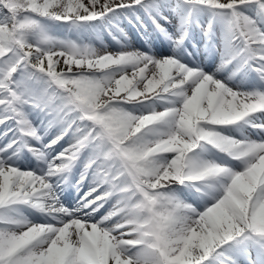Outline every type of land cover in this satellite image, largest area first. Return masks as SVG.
Here are the masks:
<instances>
[{"label":"snow or ice","instance_id":"obj_1","mask_svg":"<svg viewBox=\"0 0 264 264\" xmlns=\"http://www.w3.org/2000/svg\"><path fill=\"white\" fill-rule=\"evenodd\" d=\"M137 6L163 31L160 20L169 19L165 9L182 17L178 34L166 33L177 47L187 38L186 25L197 10L211 9L214 16L227 18L218 71L235 62L264 80V0H89L88 4L83 0H0V125L5 126L0 137L19 133L0 147V264H240L241 255L247 256L249 264H257L248 252L253 244L259 245V264H264V173L260 172L264 111L241 121L256 130L257 138L243 137L245 144L240 148L212 135L230 125L227 118L233 109L264 101V90H235L214 73L176 56L158 58L126 49L98 54L87 45L53 38L43 24L45 19L72 24L111 20ZM203 30L212 40V21ZM100 56L119 61L105 73L115 79L126 76L131 82L125 83L123 96L107 91L111 105L127 103L133 99L130 93L136 94V104L148 102L149 110L133 124L143 116L153 119L138 136L160 135L171 141L169 135L156 133L158 125L170 121L178 127L191 126L204 138L194 136L191 149L179 140L168 151L130 148L132 141L100 110L82 107V78L99 74ZM156 102L163 111L157 110ZM29 108L44 113L48 127H59V134L48 143H43ZM65 137L70 138L67 147L47 159V169L39 173L19 167L12 159L24 149L46 159ZM30 138L42 147L30 144ZM209 145L225 158L209 159L193 168L194 151ZM148 147L154 148L155 142ZM85 154L76 183L83 185L91 175L92 186L75 208H69L60 199V183ZM153 158L163 159L167 171L146 167L145 160ZM226 158L240 161L243 167H233ZM217 174L227 176L228 182L203 210L171 188L179 184L199 191L202 177ZM244 185L250 188L248 195L241 192ZM237 200L243 205L239 215L233 211ZM109 202H114L110 210L97 219ZM22 205L51 218L42 223L30 219L25 225L24 231L39 233L36 239L11 231L26 218ZM129 220L133 222L124 223Z\"/></svg>","mask_w":264,"mask_h":264},{"label":"rangeland","instance_id":"obj_2","mask_svg":"<svg viewBox=\"0 0 264 264\" xmlns=\"http://www.w3.org/2000/svg\"><path fill=\"white\" fill-rule=\"evenodd\" d=\"M85 4L89 3V0H83ZM104 0H100V3H103ZM99 6H97L98 8ZM167 12V16L169 19H173L176 22L177 27L172 30L170 28L171 23L170 20L161 19V25L163 29L158 28L159 33L152 31L154 29L149 24H143L146 29L151 30L150 32H146L145 29L139 26L138 21L135 20L138 15L134 16V11H122L118 14L114 19H111L113 23H107L106 27L96 26L92 28L86 29L85 36H79L78 34L81 32V28L78 24L81 23H63L60 25H56L55 22L50 21V19H45L43 24L45 26L46 32L57 40L70 41L79 45H87L94 48L99 49H108L110 51H121V50H139L141 52L149 53L155 57H170L176 56L178 59H181L182 62L190 65L197 66L199 65L205 72L214 73L217 78L227 83L230 87H233L235 90L242 91H250L253 89L264 90V83L260 80L258 81L255 74H252L248 68H239V66L234 62L232 65H229L227 68L221 69V54H220V44L223 39V36L227 30L228 21L227 18L219 15L214 16L213 28L214 34L213 39L209 40L206 37L204 28L207 27L209 21L208 16L209 13L213 14L211 9L204 8L202 10H197L194 18L196 19L197 24H192V30L189 31L187 38L184 40L183 45L177 47L176 44L166 33H170L173 35L178 34V29L181 26L182 17L173 13L171 9H165ZM249 14H254L250 9H246ZM133 13V14H132ZM128 15V16H125ZM203 20V25H201L200 20ZM167 21V22H166ZM168 23V24H167ZM77 25L75 32H73L72 26ZM135 28L138 32H142L143 37L133 38L131 35V31L129 27ZM200 27L198 30L197 26ZM71 26V27H70ZM159 34V35H157ZM128 36L130 37L128 39ZM63 67V64L58 66L57 70ZM133 70L129 69V76L131 77V72ZM140 89H143V85H140ZM124 94L121 93V96ZM147 103L145 105L136 104V103H125L122 106L127 110L132 111L134 114H141L142 112L148 111ZM155 107L158 111H163V105L159 102H156ZM29 117L32 120L33 124L37 126L40 131L41 136L43 137V143H48L49 140L53 139L56 135L59 134V127H48L47 121L48 118L44 115V113L40 112L39 109H28ZM13 122L9 123V127L12 126ZM242 126L245 127L243 123L237 125H229L224 126L221 131H223L227 135L234 136L236 138L242 139L245 136H249L253 139L257 138L255 135L256 130L251 129L249 126V132L242 131L237 133L238 128ZM5 129L4 125H0V132H3ZM18 132H9L7 136L0 138V147H4L10 139L15 138ZM70 142L69 137H65L63 140L59 142V144L53 146V150L50 152L46 159H40L36 155L31 152L30 156H28V160L25 158L28 153L23 150L19 153L18 158L13 157V161L23 169H32L36 172H41L42 170L47 169V159H51V156L55 155L56 152L61 151L63 148L67 147ZM29 143L35 145L36 147H42L39 141L35 139H29ZM15 147V146H14ZM207 150L197 149L194 151L193 155L199 154L203 158L206 159H220L225 158L223 153H219L214 150L212 147L207 146ZM9 154H11V150H9ZM21 159V163L19 159ZM228 162L236 168L243 167L240 161L231 160V158H226ZM86 161V154L80 158V160L75 164L74 167L68 172L67 180L62 181L60 183V199L63 204L69 208H75L80 200V197L84 194V192L88 191V188L92 186V177L89 175L88 179L84 181L83 185L78 186L77 181L80 179V175L84 169V163ZM59 162V161H57ZM79 187V191H78ZM172 190L176 192V194L183 199L184 201L193 204L199 210H203V208L211 202V199L204 192L197 191L196 188L188 186V185H173L171 186ZM114 202H109L106 204L104 208L100 210V213L97 215V219L99 216L104 215L108 210H110L111 205ZM20 211L27 216L29 219L35 222H50L51 218L47 217L46 214L38 211L35 208L29 207L27 205L20 206ZM248 252L250 253L252 259L257 261L259 264L261 249L259 245H250L248 248ZM240 264H249V260L245 255H241L239 257Z\"/></svg>","mask_w":264,"mask_h":264},{"label":"clouds","instance_id":"obj_3","mask_svg":"<svg viewBox=\"0 0 264 264\" xmlns=\"http://www.w3.org/2000/svg\"><path fill=\"white\" fill-rule=\"evenodd\" d=\"M94 50L95 53H103L106 49H99L89 46ZM88 66L91 67V61H87ZM77 63H81L78 61ZM98 65L99 74L94 76H86L82 78L81 87L84 94V103L82 107L87 110L92 108L94 110H100L103 116L112 121L115 129L121 131L125 134V138L132 141L130 148L138 152H144L147 150L149 153L156 151H168L171 150V143L179 140L185 145V147L191 149L193 145V137L196 139H203L204 136L200 135L198 130H194L191 126L188 127H178L174 126L172 122H164L157 126L156 133L158 134H167L170 136L171 141L163 140L160 138V135H155L152 137L148 136H138L137 134L145 127L148 123L152 122L153 117L143 116L140 117L136 124H133V121L137 120V114H134L132 111L127 110L122 105H111L110 98L107 96L108 90H113L116 95H119L123 91H127L125 83L130 84V81H127L126 76H121L119 79H115L113 75L107 74L104 72V69L108 68L109 65L114 63H119V61L113 60L111 57L100 56V59L96 62ZM140 87V85H138ZM142 95V93H140ZM135 93H130V96H133V99H127V103H135ZM233 114L229 115L227 118V123L230 125L240 124L241 121L255 112L264 111V101L259 103H252L250 105H243L242 109L237 111L232 110ZM212 135L222 138L225 141L233 142L234 146L240 148L245 144V141L240 138H236L231 135L225 134L223 131L219 133H213ZM155 142L154 148H149L148 145ZM167 145V146H166ZM206 151L207 149H203ZM209 159L203 158L201 155L196 154L190 157V162L193 168H196L202 165L205 161ZM145 166L150 168L159 169L164 167L165 171V162L163 159L153 158L146 159ZM260 172L264 173V164L260 166ZM202 186L199 189L200 192H204L212 200L219 194V190L224 187L228 182V177L225 175H206L201 178ZM250 188L247 185L241 187V192L243 195H248ZM236 206L233 211L239 215L243 211V205L240 200H237ZM194 206V205H193ZM29 218L26 216L25 219L19 221L15 228L11 229L12 232H15L27 239H36L39 235L34 229H28L24 231L25 225L29 222ZM133 221H124V223H131ZM117 225H111V227H116Z\"/></svg>","mask_w":264,"mask_h":264},{"label":"trees","instance_id":"obj_4","mask_svg":"<svg viewBox=\"0 0 264 264\" xmlns=\"http://www.w3.org/2000/svg\"><path fill=\"white\" fill-rule=\"evenodd\" d=\"M56 22H58V23H59V22H61V21H56Z\"/></svg>","mask_w":264,"mask_h":264},{"label":"bare ground","instance_id":"obj_5","mask_svg":"<svg viewBox=\"0 0 264 264\" xmlns=\"http://www.w3.org/2000/svg\"><path fill=\"white\" fill-rule=\"evenodd\" d=\"M2 137H4V136H2ZM2 137H0V138H2Z\"/></svg>","mask_w":264,"mask_h":264}]
</instances>
